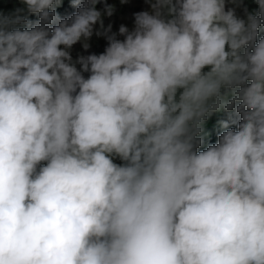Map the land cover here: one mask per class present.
Listing matches in <instances>:
<instances>
[{
    "label": "clouds",
    "instance_id": "clouds-1",
    "mask_svg": "<svg viewBox=\"0 0 264 264\" xmlns=\"http://www.w3.org/2000/svg\"><path fill=\"white\" fill-rule=\"evenodd\" d=\"M257 2L143 0L122 38L106 0L0 10V264H264Z\"/></svg>",
    "mask_w": 264,
    "mask_h": 264
},
{
    "label": "trees",
    "instance_id": "trees-1",
    "mask_svg": "<svg viewBox=\"0 0 264 264\" xmlns=\"http://www.w3.org/2000/svg\"><path fill=\"white\" fill-rule=\"evenodd\" d=\"M107 3H112L115 5V11L111 16L104 17V23L107 25L109 22L112 24L111 31L117 33V38H122L119 34L118 29L121 24L127 25L129 28L132 27V21L134 20L133 13L136 11H140L144 7L143 0H124V3H121V0H106ZM14 0H0V10H7L13 7ZM244 4L248 6L249 11H255L258 9L257 0H244ZM97 7H102L101 3H97ZM73 11H75L74 7L71 4V0H61V4L57 7V12L61 16L70 15ZM237 12L243 15V9L238 8ZM29 19L35 21L37 19L35 14H29ZM264 35V24L260 25V30L257 36V40L259 36ZM107 44V40L101 37H93L92 38V46L83 50L80 48L79 43L74 45L73 56L76 55L78 51L84 52L87 54L89 52H102L104 47ZM85 76L88 75L87 72L84 73ZM239 116L235 112L234 109H221L220 111L212 113L204 125V132L201 133L203 136V143L199 146V150L206 148L208 144L216 142L218 139V134L223 130L226 126H238L236 121ZM228 120V125H223L221 121ZM117 162H120L117 160Z\"/></svg>",
    "mask_w": 264,
    "mask_h": 264
}]
</instances>
